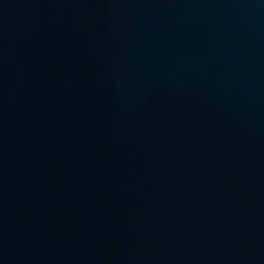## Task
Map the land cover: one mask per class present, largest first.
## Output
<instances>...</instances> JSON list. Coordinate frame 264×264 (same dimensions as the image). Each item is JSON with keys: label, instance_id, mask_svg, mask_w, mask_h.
Returning <instances> with one entry per match:
<instances>
[{"label": "water", "instance_id": "obj_1", "mask_svg": "<svg viewBox=\"0 0 264 264\" xmlns=\"http://www.w3.org/2000/svg\"><path fill=\"white\" fill-rule=\"evenodd\" d=\"M0 264H264V0H0Z\"/></svg>", "mask_w": 264, "mask_h": 264}]
</instances>
